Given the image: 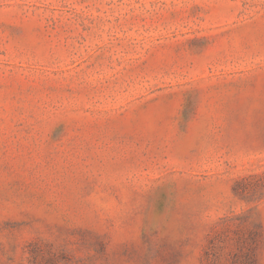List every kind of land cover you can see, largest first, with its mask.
<instances>
[{"label": "rangeland", "instance_id": "rangeland-1", "mask_svg": "<svg viewBox=\"0 0 264 264\" xmlns=\"http://www.w3.org/2000/svg\"><path fill=\"white\" fill-rule=\"evenodd\" d=\"M0 264H264V0H0Z\"/></svg>", "mask_w": 264, "mask_h": 264}]
</instances>
